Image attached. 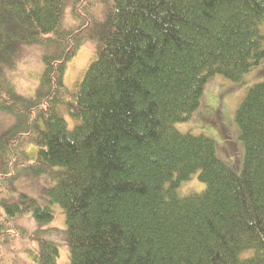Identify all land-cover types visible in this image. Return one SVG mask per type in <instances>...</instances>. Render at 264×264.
Listing matches in <instances>:
<instances>
[{
	"label": "trees",
	"instance_id": "trees-1",
	"mask_svg": "<svg viewBox=\"0 0 264 264\" xmlns=\"http://www.w3.org/2000/svg\"><path fill=\"white\" fill-rule=\"evenodd\" d=\"M263 25L264 0H0V113L12 120L0 133V264L3 246L30 236L18 218L44 227L53 206L66 229L35 233L39 264H57L58 235L69 264H264V81L236 113L240 172L212 138L176 128L212 77L241 83L260 65ZM90 40L72 92L69 63ZM26 46L41 51L32 98L12 75ZM197 173L206 189L182 197ZM40 177L47 205L14 201Z\"/></svg>",
	"mask_w": 264,
	"mask_h": 264
},
{
	"label": "rangeland",
	"instance_id": "rangeland-1",
	"mask_svg": "<svg viewBox=\"0 0 264 264\" xmlns=\"http://www.w3.org/2000/svg\"><path fill=\"white\" fill-rule=\"evenodd\" d=\"M68 16V15H67ZM67 24L69 17H66ZM264 34V25L261 27ZM95 43L88 41L80 49L76 57L69 63L65 76V85L70 91L76 90V84L81 81L95 57ZM23 50V59L13 72V81L17 91L28 98L36 94L39 77L42 71L41 51L35 46H26ZM264 81V59L260 65L248 73L243 82H233L222 75L212 77L205 86L200 108L191 121L178 123L176 128L183 134L194 136L204 135L212 138L217 147L218 157L236 172H240L244 161V146L240 139V129L235 121L236 113L247 93L256 84ZM69 126L73 122L65 115ZM213 122L214 124L210 123ZM12 123L11 118L0 113V133ZM221 125L223 130H219ZM222 126V127H223ZM52 186L46 179L35 178L22 180L17 185L18 193L14 194V201H19L20 195H27L40 205H47L45 191ZM206 185L198 178V173L182 183L179 193L182 197L202 193ZM54 220L44 227L39 226L30 214L18 218V225L28 229L30 236L21 238L15 235L13 240L2 247V256L6 264H39L37 255L40 254L39 240L35 233L56 228L65 230V215L59 206H53ZM48 234V231H46ZM44 235L42 236V238ZM59 245L57 264H69V244L63 235L55 238Z\"/></svg>",
	"mask_w": 264,
	"mask_h": 264
}]
</instances>
